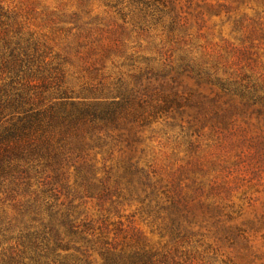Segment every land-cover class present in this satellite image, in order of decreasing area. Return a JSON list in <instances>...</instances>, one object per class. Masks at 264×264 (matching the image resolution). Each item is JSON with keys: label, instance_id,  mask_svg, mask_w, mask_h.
Listing matches in <instances>:
<instances>
[{"label": "rangeland", "instance_id": "obj_1", "mask_svg": "<svg viewBox=\"0 0 264 264\" xmlns=\"http://www.w3.org/2000/svg\"><path fill=\"white\" fill-rule=\"evenodd\" d=\"M0 264H264V0H0Z\"/></svg>", "mask_w": 264, "mask_h": 264}]
</instances>
